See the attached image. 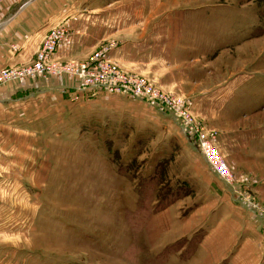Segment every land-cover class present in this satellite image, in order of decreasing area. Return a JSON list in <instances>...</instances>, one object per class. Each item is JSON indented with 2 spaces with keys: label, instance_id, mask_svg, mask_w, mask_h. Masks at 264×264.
<instances>
[{
  "label": "rangeland",
  "instance_id": "obj_1",
  "mask_svg": "<svg viewBox=\"0 0 264 264\" xmlns=\"http://www.w3.org/2000/svg\"><path fill=\"white\" fill-rule=\"evenodd\" d=\"M129 1L120 9L145 15L139 28L155 51L171 43L161 54L169 63L162 73L121 68L110 60L114 39L97 42L83 59L54 62L90 63L101 53L100 60L180 99L198 125L216 133L209 139L233 181L216 178L167 109L123 95L62 92L66 102L12 110L17 118H6L5 130L0 125V259L264 264L261 240L247 253L255 261H232L246 226L231 245L201 246L209 227L236 215L235 204L264 238V0ZM49 79L79 84L67 75L37 80Z\"/></svg>",
  "mask_w": 264,
  "mask_h": 264
},
{
  "label": "crops",
  "instance_id": "obj_2",
  "mask_svg": "<svg viewBox=\"0 0 264 264\" xmlns=\"http://www.w3.org/2000/svg\"><path fill=\"white\" fill-rule=\"evenodd\" d=\"M102 1L4 0L0 7V25H2L0 28V69L30 63L49 29L63 25L68 31L69 41L63 43L55 54L61 60L83 59L92 51L97 42L114 39L117 46L110 52V60L121 68L141 75H147L149 70H156L154 77L162 73L168 60L167 58L162 60L161 54L171 51L169 40L158 43L157 45L161 48L159 52H156L153 38L144 34L142 30L144 26L139 28L143 24L145 15L132 14L120 9L125 0H109L100 6ZM12 84L0 85V125L4 130L6 118H17V116H12V110H23L25 107L30 110L29 112H33L34 107H39L46 101L48 103L51 101L66 102L73 89L72 83H67L66 80L57 82L54 79L29 81V83L25 82L16 86ZM39 84L42 87L37 89L36 86ZM173 85H178V83L175 81L164 83V86ZM62 92H67L68 95L64 93L63 95ZM42 93L43 95L40 96ZM6 113L9 115L6 116ZM32 117L34 116L28 115V118ZM235 205L231 206L237 216L235 215L226 222L217 221L209 227V234L203 238L201 246L203 249L209 247L212 251V246L217 244L219 246L231 245L237 239L241 228L246 226L247 239L232 261L239 259L241 263L253 262L256 260L251 258L253 254L247 255L249 248L253 250L251 246L258 244L261 240L263 243L261 254L264 256V238L258 232V226L249 222V212L241 207L242 210H239ZM240 214L243 216L240 217L242 223L238 222ZM223 254L224 252L221 256ZM215 258L211 257L213 261H217ZM0 261L5 264V254L2 255Z\"/></svg>",
  "mask_w": 264,
  "mask_h": 264
},
{
  "label": "built area",
  "instance_id": "obj_3",
  "mask_svg": "<svg viewBox=\"0 0 264 264\" xmlns=\"http://www.w3.org/2000/svg\"><path fill=\"white\" fill-rule=\"evenodd\" d=\"M2 2L3 0H0V5ZM67 40L68 31L65 26L59 25L49 29L30 65L0 69V85L24 84L28 80L67 75L79 81L72 89V98H96L103 94L123 95L165 108L181 123L183 132L193 140V145L212 173L224 184L233 181L228 165L213 147L212 141L216 138V133L208 132L198 125L194 115L180 99L172 98L143 79L124 73L108 61L100 60L101 53H97L90 63L69 62L59 65L54 62L53 57ZM209 138H212V141Z\"/></svg>",
  "mask_w": 264,
  "mask_h": 264
},
{
  "label": "bare ground",
  "instance_id": "obj_4",
  "mask_svg": "<svg viewBox=\"0 0 264 264\" xmlns=\"http://www.w3.org/2000/svg\"><path fill=\"white\" fill-rule=\"evenodd\" d=\"M74 86H76V85H74Z\"/></svg>",
  "mask_w": 264,
  "mask_h": 264
}]
</instances>
